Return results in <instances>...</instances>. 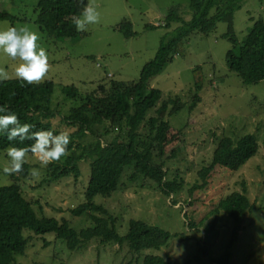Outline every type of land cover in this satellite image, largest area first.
<instances>
[{
	"label": "rangeland",
	"instance_id": "1",
	"mask_svg": "<svg viewBox=\"0 0 264 264\" xmlns=\"http://www.w3.org/2000/svg\"><path fill=\"white\" fill-rule=\"evenodd\" d=\"M38 1L0 0V11L25 19L13 24L2 21L0 31L9 26L27 27L40 36L37 43L48 52L50 69L44 81L53 85L51 107L55 117L51 124L57 134L74 131L62 122L63 116L99 85L106 86L110 80L137 81L141 68L153 58L161 38L179 25L172 23L169 28L164 27L168 14L175 13L184 21L192 16L188 0H87L100 13L99 23L89 24L75 39H54L41 33L33 22ZM124 19L135 33L127 39L117 31ZM257 20L264 21V0H246L233 15L238 43ZM146 26L153 28L146 29ZM225 32L226 24L218 23L205 36L191 34L180 42L178 54L171 63L149 81L150 88L161 92V101L177 96L184 104L183 109L164 118L170 127L180 130L181 140L171 156L168 153L158 160L166 172L165 179L181 184V190L167 197L152 181L139 175L131 179L132 169L125 168L114 193L93 199L95 205L115 218L119 236L126 234L130 220H136L168 232L171 237L167 246L132 256L126 245H103L92 240L78 250L69 251L52 234L35 236L24 231L27 248L22 256L15 257L13 264H142L148 255L162 257L168 264L188 261V264H213L223 254L233 228L231 219L217 204L233 192L242 193L243 189L253 208L243 217L229 251V261L230 264H264V80L242 85L228 70L225 54L231 49V43L221 38ZM19 63L18 59L13 60L0 51V67L12 79H16L14 69ZM196 81L200 86L197 93ZM67 86L76 88V99L64 98L62 89ZM195 94L198 103L189 111ZM152 115L153 111L148 116ZM248 134L256 139L255 155L235 172L216 169L207 179L206 187L199 188L198 173L209 165L218 141L223 137L237 140ZM115 135L116 131L101 140L107 142ZM141 139L145 140L143 131ZM89 141L90 137H85L81 144ZM6 151L0 152V186L14 181L20 185L23 197L38 217L64 219L75 231L92 226L88 217L70 214L71 209L84 201L90 175L87 161L79 163L78 177L70 175L50 181L48 165H42L30 153L26 155V177L4 174L3 168L9 165ZM34 168L39 172L35 177L31 175ZM190 222L193 227L188 226ZM198 240L205 254L198 250Z\"/></svg>",
	"mask_w": 264,
	"mask_h": 264
},
{
	"label": "trees",
	"instance_id": "2",
	"mask_svg": "<svg viewBox=\"0 0 264 264\" xmlns=\"http://www.w3.org/2000/svg\"><path fill=\"white\" fill-rule=\"evenodd\" d=\"M246 0H188L192 12L190 20L184 21L175 13L165 17L164 27L178 23L171 33L164 35L153 58L140 70L136 82L124 83L110 80L106 86L86 94L79 104L69 109L62 122L74 131L69 134V155L61 157L59 162L48 164L49 180L80 174L79 163L87 161L90 169L89 180L84 191V201L70 210L74 217L86 216L92 226L75 231L62 219L38 217L22 195V189L15 181L0 186V264H13L16 256H22L27 248L24 231L33 235L52 234L63 241L69 251H75L92 240L101 244L113 243L126 245L132 256L144 250H160L166 247L171 235L157 227L140 221L130 220L124 236H119L113 218L101 206L95 205L96 196L109 197L114 193L125 168L132 169L131 179L142 176L153 183L169 197L181 190V184L168 182L162 163L158 162L166 154H173L175 146L181 140L180 130L173 129L164 120L184 108V104L175 96L161 101V92L150 88L149 81L171 63L178 54L181 41L193 33L207 35L218 23L226 24V32L221 38L231 43V49L225 54L228 70L236 75L242 85H252L264 80V21H254L244 40L238 43L233 30V15ZM261 1V0H260ZM87 5V0H39L36 4L34 23L41 33L54 39H75L81 35L73 23V16H79ZM5 11H0V22L10 24L23 21ZM146 29L153 28L146 26ZM117 31L125 38L135 35L130 23L124 19ZM196 93L200 86L195 83ZM53 85L50 81L28 85L17 79L0 83V105H6L9 113L18 116L21 124L28 123L33 131L48 130L57 134L51 120L55 117L51 107ZM66 100L76 99L74 86L62 89ZM198 103L197 94L189 106L191 111ZM153 111L154 115L148 116ZM8 113H0V115ZM116 135L107 142L108 137ZM145 132V140L141 132ZM90 141L81 144L82 139ZM32 140L9 142L0 133V152L10 146L26 147ZM264 152V137L262 139ZM253 135H244L237 140L221 138L213 150L208 166L200 169L199 188H205L207 179L216 169L229 172L237 171L257 151ZM30 153V152H29ZM32 154V153H30ZM28 165H23L21 177H26ZM17 180V179H16ZM218 208L231 219L233 228L231 238L223 254L213 264H230V249L236 241L244 215L252 210L246 191L233 192L221 199ZM186 218V214L184 215ZM193 223H188L193 227ZM212 232L211 228H206ZM185 240L186 237H182ZM200 252L205 254L204 246L197 241ZM189 261L187 262V264ZM142 264H168L162 257L148 255Z\"/></svg>",
	"mask_w": 264,
	"mask_h": 264
},
{
	"label": "clouds",
	"instance_id": "3",
	"mask_svg": "<svg viewBox=\"0 0 264 264\" xmlns=\"http://www.w3.org/2000/svg\"><path fill=\"white\" fill-rule=\"evenodd\" d=\"M73 23L77 31H86L89 24L99 23L100 13L92 3L84 6L79 16H73ZM40 36L27 27L9 26L6 30L0 31V51L13 60L21 63L14 69L15 78L28 85L39 84L47 76L50 65L48 52L38 45ZM9 79L8 72L0 67V83ZM0 133L11 141L26 140L34 141L26 147L10 146L6 155L9 158V165L3 168L6 175L19 174L23 172V165L26 163V155L30 152L36 155L42 165L47 166L53 162H59L61 157L69 155L68 145L70 143L69 134L61 132L53 134L48 130L33 131V126L21 124L15 114L9 113L6 105H0ZM32 176H38L37 169H32Z\"/></svg>",
	"mask_w": 264,
	"mask_h": 264
}]
</instances>
